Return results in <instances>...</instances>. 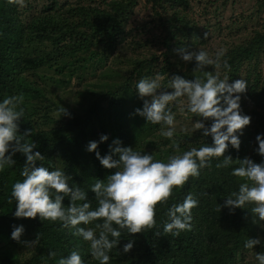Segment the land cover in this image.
Instances as JSON below:
<instances>
[{"label": "trees", "instance_id": "1", "mask_svg": "<svg viewBox=\"0 0 264 264\" xmlns=\"http://www.w3.org/2000/svg\"><path fill=\"white\" fill-rule=\"evenodd\" d=\"M143 1L0 0V98L23 96L24 117L18 121V132L35 142L33 151L45 157L37 165L59 167L70 174L88 191L93 207L95 194L89 185L116 169L105 168L95 152L87 151L89 141L99 142L97 151L102 156L110 153V145L155 152L157 159H166L175 152L171 141L160 135V125L147 123L135 113L136 108L143 107L135 82L157 74L164 78L162 86L174 75L193 79L196 62L184 61L177 51L181 47L188 51L204 48L213 55L217 49L225 50L231 65L227 71L229 83L241 78L247 81L240 105L251 120L242 134L237 133L239 149L229 145L224 155L233 160L250 158L257 163L264 160L255 151L257 135L264 134V23L257 28L258 17L264 15V0H257L250 12H235L224 28L219 22L212 26L208 19L225 13L231 2L237 4L236 0H145L153 15L140 25L135 14L138 8H144ZM196 6L204 9L195 11ZM252 21L256 22L244 30ZM152 31L160 32L158 42L149 40ZM205 33L212 35L205 38ZM123 44H127L129 53H121ZM204 70L214 71V66ZM107 71L120 76L115 87L103 86L100 75ZM88 75L93 80L90 86ZM73 78L78 80L76 86L71 84ZM62 108L67 114L60 111ZM173 110L177 121L181 113L175 107ZM203 123L208 127L211 120ZM103 134L108 140L100 142ZM174 138L182 150L212 143V137H205L202 129H176ZM117 139L119 145L113 143ZM112 155L113 159L119 158ZM13 159L16 163L0 172V264H56L60 256L76 248L87 264H98L87 251V242L74 236L71 229L61 228L59 222L13 215L11 188L16 180L23 179L20 171L26 157L16 152ZM221 159L213 158L209 166L200 170L199 177H190L184 186L173 189L167 203L157 204L154 228L130 235L123 230L120 245L110 253L109 264H257L255 252L264 251V247L244 248L248 238L264 241V227L253 222L252 205H247L248 209L218 210V204L223 205L226 196L242 182L231 175V168L238 164L217 168ZM188 192L199 199L191 212V229L179 236L163 234L167 207L181 202ZM63 203L67 206L69 197L65 196ZM20 224L25 228L22 241L35 240L37 233H42L37 245L28 248L11 238L13 226ZM156 231L161 235H155ZM129 239L135 241L134 247L124 253L123 244ZM50 250L56 252V257H49Z\"/></svg>", "mask_w": 264, "mask_h": 264}, {"label": "clouds", "instance_id": "2", "mask_svg": "<svg viewBox=\"0 0 264 264\" xmlns=\"http://www.w3.org/2000/svg\"><path fill=\"white\" fill-rule=\"evenodd\" d=\"M208 33H205L207 38ZM181 58L190 62L195 60L193 79L181 75L170 77L167 84L162 86L163 76H143L135 82V89L143 100V107L136 108L135 113L144 117L147 123L160 125V135L171 141L175 149L166 159H157L154 153L141 152L133 147H110V153L101 155L98 141L92 140L87 144V151L95 152L102 166L116 169L105 179L96 178L89 185L95 194V207L88 199V191L80 187L70 174L59 168H50L43 163L45 157L36 148L35 142H29L25 135L19 134V123L24 117L22 95H11L0 98V172L16 163L13 156L21 152L26 157L20 171L23 179L12 184L9 203L15 201L13 215L17 218H36L41 221L59 222L61 228L71 229L74 236L81 237L87 242L91 257L98 264H109L111 251L120 245L122 231L135 234L145 229L154 228L157 224L156 206L167 203L173 194V189L182 187L189 178H196L200 170L209 166L213 158L222 157L216 163L217 168H231V175L241 178L238 189L230 192L223 202L218 204V210L227 207L229 211L236 208H247L253 222L264 227V160L260 163L250 158L233 160L230 155H224L229 145L240 147L243 128L249 125L251 117L241 111V93L246 91L247 81L243 78L229 83L227 71L231 65L225 58V50L217 49L213 54L200 48L198 51H188L181 47L177 49ZM208 65L214 66V71H205ZM225 72L222 74L221 69ZM199 73V74H197ZM172 91H159L160 89ZM188 117L192 114L201 119L192 122V131L202 129L205 137L211 136L212 143H204L199 147L180 148L174 138L176 133L177 112ZM67 114L66 109H60ZM203 120H211L206 127ZM189 132L188 129H182ZM191 134V133H190ZM108 136H100V142L107 141ZM258 147L255 149L264 157V134L256 137ZM23 141V142H22ZM119 145L117 139L113 142ZM117 154L118 159H113ZM69 181H73L71 184ZM67 196L70 203L65 206L63 201ZM199 204V199L188 192L183 200L172 203L167 207L163 222V234L179 236L182 231L192 227V209ZM248 209V208H247ZM94 226L87 227L93 224ZM81 224L85 226H80ZM25 228L22 224L14 225L11 238L34 247L41 239L42 233H37L35 240H21ZM155 235H161L156 231ZM135 241L129 239L123 244L122 252L128 253L134 247ZM256 245L264 247L261 238H248L244 248L252 250ZM49 257H56V252H49ZM257 264H264V251L255 252ZM56 264H87L82 259L78 248L73 249L67 256H60Z\"/></svg>", "mask_w": 264, "mask_h": 264}, {"label": "rangeland", "instance_id": "3", "mask_svg": "<svg viewBox=\"0 0 264 264\" xmlns=\"http://www.w3.org/2000/svg\"><path fill=\"white\" fill-rule=\"evenodd\" d=\"M237 1V4H232V2L228 5L225 13L219 15V16H216L217 18H215L213 16L209 17L211 19H208V20H211L212 21V26H214V23L215 22H219L220 26L224 28L225 25H227L229 22H231L233 19H231V16L233 14H236L235 12L239 13L241 11H252V9L254 8V5L256 4V1L257 0H236ZM205 5V4H204ZM203 5V6H204ZM143 6L144 8H138L136 10V14H135V18L138 19V24L140 25H143L145 24L146 22H148L149 20H151V16L153 15V12L151 11V8L149 5L146 4V1L144 0L143 1ZM203 6H196L195 7V11H200L202 9H204ZM134 18V19H135ZM259 19V22L257 24V28L260 27V25H262V23H264V15L262 17H258ZM256 21H252L250 24H247L244 28H247V27H250L252 24H254ZM224 25V26H223ZM133 25L130 24L129 28H131ZM212 26L210 27V30L212 29ZM153 25L151 24L150 26H147V29H152ZM148 32V31H147ZM213 32V30L211 31ZM159 33L160 32H157V31H152L151 33L148 34V37L150 38L149 40H154L156 42H158L157 40L160 38L159 36ZM137 34V32H135L134 34H132V36L135 37V35ZM157 34V35H156ZM156 35V36H154ZM209 35H212L209 33ZM208 35V36H209ZM132 41V38H129V42ZM140 42V41H139ZM151 44V43H150ZM135 48V46H134ZM121 53L123 54H127L129 53V49H128V46L127 44H123L121 46ZM143 50V49H141ZM107 70V69H106ZM107 74H105L104 76L100 75L101 79H102V83H103V86H108V85H111L112 87H115L117 85L118 82H120V76H118V73L116 72V76L113 75V74H109V71L106 72ZM96 76H99V74H96ZM65 79H68V76H65ZM88 79L90 81L89 83V86L92 84V75H88ZM71 84H73V86L77 85L78 84V80H74V78L71 80ZM84 87H86L84 84H83ZM190 116V114H189ZM184 117L182 114H181V117L180 119H177V123H176V129L179 130V129H188V130H191L192 131V122H195L196 120L198 119H201L200 117H197V116H194L193 117V120H192V114L190 117Z\"/></svg>", "mask_w": 264, "mask_h": 264}]
</instances>
